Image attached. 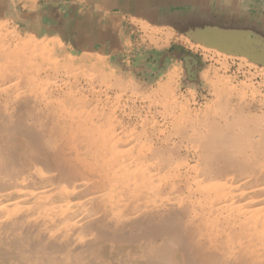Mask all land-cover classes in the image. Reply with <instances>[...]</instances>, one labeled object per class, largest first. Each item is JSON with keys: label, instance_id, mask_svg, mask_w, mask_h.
<instances>
[{"label": "bare ground", "instance_id": "bare-ground-1", "mask_svg": "<svg viewBox=\"0 0 264 264\" xmlns=\"http://www.w3.org/2000/svg\"><path fill=\"white\" fill-rule=\"evenodd\" d=\"M74 1L56 20L61 0H0V264H264L263 115L226 104L220 118L190 126L111 119L95 114L108 101L89 99L87 84L66 89L61 77L64 68L101 70L86 47L124 39L125 20L168 40L155 52L162 63L172 39L264 69V16L244 22V9L264 0H239L232 15L230 0L220 9L149 0L136 13L115 0ZM179 47L174 54L197 59Z\"/></svg>", "mask_w": 264, "mask_h": 264}, {"label": "rangeland", "instance_id": "rangeland-1", "mask_svg": "<svg viewBox=\"0 0 264 264\" xmlns=\"http://www.w3.org/2000/svg\"><path fill=\"white\" fill-rule=\"evenodd\" d=\"M74 3V0H61L58 4L54 3L52 7L55 12V14H53L55 18L60 15L59 13L62 8L67 12L74 10V7H70ZM72 22L75 24L76 22H80V17H77L76 19L72 18L71 23ZM124 22L127 26L126 28L124 27L125 29L122 30L121 33L124 39L125 35H127V40L120 38L119 40H112V42L105 41L101 44H96L95 47H86L88 57L100 65L102 68L101 70L96 69L91 72H84L81 69L72 68L68 73L66 72V68H64L62 72L64 75L61 77L66 81V89L67 87H76V85L79 88L83 87V85L85 88L88 86V92L86 91L85 95H89V99L101 98V100H104L105 102L108 101L109 105L97 109L95 112V114H98L97 116H104L113 119L120 115L119 117L122 116L125 119L127 118V120L129 118L130 120L131 118L135 120L140 117L154 118L161 123L165 118H168L180 120V125L190 126L194 121H204L215 118V116L220 118L223 113L221 106H226V104L230 105V109L241 108L242 111L264 116V69H261L260 67L256 68L255 66L254 68L246 62H241L238 58L235 61L227 63V58L224 56L221 57L220 55L218 56V54L209 51L205 53L204 51L195 49V47H191L190 49V46L186 47V44L180 45V42L173 41L172 39H170V57L168 59L165 57L166 59H164V63H162L160 57H156L155 55L160 52L159 50H162V52L166 51L165 47L168 40L166 41V39L161 40L156 38L155 34L158 30L155 32L151 28H141V25H136L128 20L127 22L126 20ZM13 23L14 22H11V26H13ZM112 28L114 30L118 29L115 27ZM131 31L134 32L132 33ZM139 34L142 35L140 36ZM57 40H59V43L63 44V46L60 44L61 47H66L65 49H67L72 57H76L74 54L84 51L83 49L74 47V49L78 51L75 53V50L72 49L74 43H69L68 39L61 37H58ZM71 41H73L72 38ZM125 43L127 44L125 45ZM172 46H174V48ZM179 46L189 48L190 54L196 55L197 52V59L181 58L180 55L177 56L174 54V51H176ZM110 52L112 54H110ZM102 53L104 56H101ZM98 54H100L101 57H99ZM81 55V53H78L77 58ZM220 62L223 63L221 64ZM225 63H227V66ZM222 67L227 68L225 69ZM188 69L193 72H188ZM241 71H243L244 74ZM249 71L252 72V75L251 73H248ZM260 71L261 73H258ZM50 83L52 86L56 84L54 82ZM62 84L65 86V82ZM93 94L97 98L92 97ZM80 97L81 96L77 95V97L73 99L81 100ZM243 105H245V109L242 108ZM186 123L188 124L186 125ZM159 125L162 126V124ZM162 127L161 129H166V126L165 128L164 126ZM171 127L172 126L167 128V130L173 132ZM182 144L185 145L184 143ZM185 153L186 151L183 150L180 158L175 160V165H180V173H184L187 164H189L185 159ZM191 163H193V161ZM193 174V176L196 177L200 175L195 172ZM180 178V182H183L184 180H182L183 177L181 175ZM195 181L203 182L204 180L202 176L201 178L198 176Z\"/></svg>", "mask_w": 264, "mask_h": 264}, {"label": "crops", "instance_id": "crops-1", "mask_svg": "<svg viewBox=\"0 0 264 264\" xmlns=\"http://www.w3.org/2000/svg\"><path fill=\"white\" fill-rule=\"evenodd\" d=\"M86 1V0H85ZM108 1H114V0H100L101 3H107ZM118 2V4L116 5L115 9L116 10H119V11H124V12H129V11H132V12H137V11H144L147 7H148V1L149 0H115ZM146 1V2H145ZM86 2H89L88 0ZM109 2V3H110ZM123 2V3H122ZM223 0H215L214 1V4H216L217 7L222 8L223 6H228L227 4H224ZM146 4V5H145ZM183 4L182 6L184 7V9H193L194 8V3L191 1V0H183ZM186 4V5H184ZM121 7H119V6ZM136 5V6H135ZM212 5V4H210ZM181 6V5H180ZM119 7V8H118ZM130 7V8H129ZM134 7V8H133ZM151 8V5L149 6ZM207 6H204V8L206 9ZM229 7H230V10L228 11L227 14H230L232 15V12L237 10V9H240L242 7V5L240 6V2L239 0H230L229 2ZM136 8V9H135ZM141 9V10H140ZM261 9V10H260ZM249 10V11H248ZM244 22L246 23H249V22H252L256 19V17H259V15H263L264 16V8H259V7H256V6H249V7H246L244 9ZM249 12V13H248ZM249 14V15H248ZM255 14V15H254ZM251 15V16H250ZM234 17V16H232ZM231 17V18H232ZM214 19H217L216 16H214ZM230 19V18H229ZM228 19V20H229ZM217 21V20H215ZM220 23V22H218ZM227 23V22H225ZM262 36V42L264 44V33L261 35ZM248 37H251L253 38V36H248ZM255 38V37H254ZM257 41V40H256ZM259 42V41H258ZM263 52H264V48H263Z\"/></svg>", "mask_w": 264, "mask_h": 264}]
</instances>
